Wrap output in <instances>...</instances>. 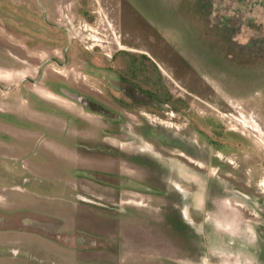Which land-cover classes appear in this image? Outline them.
Returning a JSON list of instances; mask_svg holds the SVG:
<instances>
[{
	"label": "rangeland",
	"instance_id": "374dc122",
	"mask_svg": "<svg viewBox=\"0 0 264 264\" xmlns=\"http://www.w3.org/2000/svg\"><path fill=\"white\" fill-rule=\"evenodd\" d=\"M57 5L75 84L112 109L22 83L0 8V118L23 126L0 121V264H264V0ZM79 51L137 56L152 96L102 98Z\"/></svg>",
	"mask_w": 264,
	"mask_h": 264
},
{
	"label": "flooded vegetation",
	"instance_id": "af4514ba",
	"mask_svg": "<svg viewBox=\"0 0 264 264\" xmlns=\"http://www.w3.org/2000/svg\"><path fill=\"white\" fill-rule=\"evenodd\" d=\"M58 0H20L17 10L10 4V0H3L0 8L4 13L5 32L7 37L16 35L20 39V61L24 65L33 64L36 68V76H25L22 83L30 82L40 87L43 96L66 97L68 99H80L91 104L99 105L104 111L111 112L112 107L105 102L97 103V97L92 92H85L83 86H78L74 82L73 71L75 70V50L72 39L69 35V29L60 23L58 15ZM15 18H12V17ZM79 51L77 57L82 59L84 67L81 72L87 73L90 79H96L100 83L99 93L102 98L115 100L117 107L122 106L123 101H133L136 95H143L146 98L152 96L153 81L146 83V89L137 81L140 72L144 69L139 68L137 56L124 51H117L114 55L106 54V58L100 64L90 59H85ZM45 55V57H43ZM142 64L150 60L147 55H141ZM68 70L66 74L61 75L58 69ZM149 80V78H148ZM40 100V99H39ZM0 109V117L4 114ZM118 113H115V115ZM15 121L16 115L9 114ZM1 122L10 128L11 131H21L23 126H19L11 120L0 118ZM25 130V129H24ZM11 140H17L10 135ZM185 149H183L184 151ZM191 157L204 160L200 151H186ZM207 162V160H206ZM213 190L212 187L209 191ZM249 193L251 190L245 189ZM247 193V194H249ZM264 210V205H261Z\"/></svg>",
	"mask_w": 264,
	"mask_h": 264
}]
</instances>
